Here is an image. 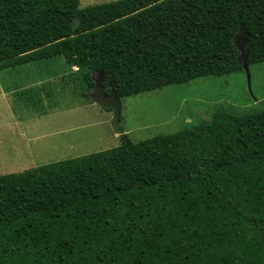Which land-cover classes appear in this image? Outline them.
<instances>
[{"label": "trees", "instance_id": "16d2710c", "mask_svg": "<svg viewBox=\"0 0 264 264\" xmlns=\"http://www.w3.org/2000/svg\"><path fill=\"white\" fill-rule=\"evenodd\" d=\"M240 34L264 62V0H0V70L60 57L121 99L243 71ZM119 140L0 176V264H264V111Z\"/></svg>", "mask_w": 264, "mask_h": 264}, {"label": "rangeland", "instance_id": "374dc122", "mask_svg": "<svg viewBox=\"0 0 264 264\" xmlns=\"http://www.w3.org/2000/svg\"><path fill=\"white\" fill-rule=\"evenodd\" d=\"M112 1L117 0H80V8ZM244 39L240 34L236 42L241 61ZM248 68L249 84L243 70L123 97L121 129L139 143L208 122L218 111L234 116L264 111V62ZM75 70L60 57L0 70V176L120 144L112 112L81 96ZM3 89L16 91L12 102L4 101Z\"/></svg>", "mask_w": 264, "mask_h": 264}, {"label": "water", "instance_id": "95a60500", "mask_svg": "<svg viewBox=\"0 0 264 264\" xmlns=\"http://www.w3.org/2000/svg\"><path fill=\"white\" fill-rule=\"evenodd\" d=\"M240 40V39H239ZM248 40L244 39V44H247ZM247 55H244L243 59V70L245 71L247 75L248 84L250 81V75H249V68L246 61ZM97 76H100V80H97L94 78V85L90 92H88V97L90 101L103 108L110 110L112 112V123L114 130L116 131V134L118 136L123 135V130L120 126V114H121V103L120 98L118 97L117 93L113 89L112 83L108 82L106 85H103L104 81V75L103 73H99ZM250 89V86H249ZM106 90H109L108 93H106Z\"/></svg>", "mask_w": 264, "mask_h": 264}, {"label": "crops", "instance_id": "0c3cea01", "mask_svg": "<svg viewBox=\"0 0 264 264\" xmlns=\"http://www.w3.org/2000/svg\"><path fill=\"white\" fill-rule=\"evenodd\" d=\"M3 90L4 91L2 93L3 94L2 97H4V99H5L4 101H7V102L11 101L12 102V100H10V96H11L10 94H15L16 91L13 92V91H10V90H7V89H3Z\"/></svg>", "mask_w": 264, "mask_h": 264}]
</instances>
